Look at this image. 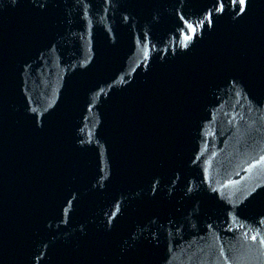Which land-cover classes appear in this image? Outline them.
Listing matches in <instances>:
<instances>
[{"label": "water", "instance_id": "obj_1", "mask_svg": "<svg viewBox=\"0 0 264 264\" xmlns=\"http://www.w3.org/2000/svg\"><path fill=\"white\" fill-rule=\"evenodd\" d=\"M0 264H264V0H0Z\"/></svg>", "mask_w": 264, "mask_h": 264}, {"label": "snow or ice", "instance_id": "obj_2", "mask_svg": "<svg viewBox=\"0 0 264 264\" xmlns=\"http://www.w3.org/2000/svg\"><path fill=\"white\" fill-rule=\"evenodd\" d=\"M240 2H241V4H243L244 3V0H240Z\"/></svg>", "mask_w": 264, "mask_h": 264}]
</instances>
